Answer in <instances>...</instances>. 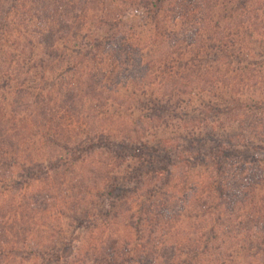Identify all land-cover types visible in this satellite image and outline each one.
<instances>
[{
    "label": "rangeland",
    "instance_id": "1",
    "mask_svg": "<svg viewBox=\"0 0 264 264\" xmlns=\"http://www.w3.org/2000/svg\"><path fill=\"white\" fill-rule=\"evenodd\" d=\"M201 1L181 3L178 9H175V4L162 3L160 6L164 10L155 23L151 19L152 10L138 0H58L56 3L54 0H0V68L6 51L12 52L11 56L7 54L8 60L18 54L13 43L16 34L10 32L4 23L16 20L27 32L34 30L28 33L29 37H40L41 33L36 31L38 18L49 13L47 8L56 5L67 8V11L84 9L79 30L70 41H66L68 48L61 52L67 56L60 62L63 66L69 60L78 59V64H82V73L81 70L79 72L82 74V91H75V96L69 97V85L64 83L59 92L46 97L44 86L50 87L52 81H41L44 74L43 70L39 72L42 62L35 63V68L24 60V68L29 72L20 73L16 80L9 81L15 87L23 80L29 89L26 94L18 96L20 99L17 97V102L23 106L15 105L14 111H34L32 98L35 97L36 101L42 93L45 98L40 97L37 101L47 103L42 117L48 119L49 126H57L62 135L76 138L83 136L87 129L93 133L115 135L126 130L134 133L139 129L141 136H145L144 140L160 150L152 167L163 173L158 179L162 183L161 190L177 193L162 194L157 198L178 196L180 199L184 194L192 197L196 191L202 193L203 186L199 187L196 181L197 187L195 181L189 179L194 174H200L204 184L208 183L210 175L221 178L220 173L214 174V168L210 167L214 164L211 158L219 154L218 147L227 145L224 141L231 137L230 154L220 158L225 163L221 169L226 173V198L253 201L264 209V151H253L243 145L248 142L252 146V141L257 138L254 145L264 147V0H208V7H203ZM242 1L246 2L244 8ZM226 6H234L231 18L224 12ZM68 13L70 19L72 12ZM45 19L43 17L41 22L45 23ZM67 24L65 35L69 37L71 28L70 23ZM47 25L45 28L49 27V22ZM22 39L26 41L24 37ZM232 40L237 41L235 45ZM243 40L247 47L244 51L240 47ZM79 43L81 52L75 57L72 51ZM195 44L199 45L198 48ZM38 47L34 53H38V59L45 60L47 71H52L56 63L52 54ZM196 52L201 59L196 58ZM59 55L60 51L55 54ZM3 69L7 70V66ZM1 70L0 79H7ZM57 72L54 70V75ZM62 74L69 78L71 75L64 71ZM150 97L154 104L148 102ZM232 105H236V111H231ZM33 116L40 122V113L35 112ZM36 128L34 125L33 132ZM222 137L227 139L221 144L218 139ZM192 141L198 146L191 147ZM39 145L35 143V147ZM42 147L41 150L45 148L44 153L57 148L53 143ZM145 153L147 157L153 151ZM240 154L243 155L242 160ZM205 155H208L207 161L199 162L198 158ZM100 157L101 154L95 152L82 162L86 182L88 171L96 164L92 160ZM262 158L258 163L257 160ZM118 161L124 164L121 169L128 166L131 172L133 167L145 172L148 166L135 159L126 162L120 157ZM162 169L169 171V175ZM62 173L55 183L67 190V195L74 197L69 201L79 199V189L83 185L81 171ZM123 175L118 173L117 176ZM134 175L137 178L127 186L131 191L118 198L122 200L120 204L126 195L131 202L133 191L144 182L142 176ZM63 181H66L64 186ZM35 189L38 192L41 187L36 186ZM209 192L219 193L218 188L212 185L205 195L208 196ZM41 196L37 199L39 204L44 202V194ZM105 198L103 196L101 200L105 201ZM55 201L63 200L58 198ZM83 231L87 230L81 228L78 233ZM64 249V255L71 253V249Z\"/></svg>",
    "mask_w": 264,
    "mask_h": 264
},
{
    "label": "trees",
    "instance_id": "2",
    "mask_svg": "<svg viewBox=\"0 0 264 264\" xmlns=\"http://www.w3.org/2000/svg\"><path fill=\"white\" fill-rule=\"evenodd\" d=\"M138 1L152 10L151 19L156 23L164 10L160 4H175V9H178L181 3L194 0ZM207 3L208 0H203L200 4L206 7ZM241 6L244 8L246 2L242 1ZM49 8L46 9L49 13L43 16L49 21L45 19L43 23V17L38 18L36 31L41 33L40 37H29L34 30L27 32L26 28H20L16 20L4 23L10 32L16 34L13 43L18 54L8 60L7 54L12 52L6 51L5 65L0 68L2 75L7 77L0 79V264H264V209L253 201L233 200L230 196L226 198V173L221 169L225 163L220 158L230 154L228 147L232 144L231 137L229 141H224L227 145L221 143L227 138L218 139L222 144L218 147L219 154L211 158L214 164L210 167L214 168V174L220 173L221 178L210 175L206 181L208 183L204 184L200 174H194L189 179L195 181L194 184L197 181L199 187L203 186L202 193L196 191L192 197L184 194L180 199L178 196L157 198L162 194L177 193L161 190L162 183L158 179L163 173L152 167L160 150L149 145L139 129L134 133L126 130L115 135L93 133L87 129L83 136L72 138L59 133L57 126H49L48 119L42 117L47 103L37 102L39 98L59 92L64 83L69 85V97H74L75 91H82V64H78V59L69 60L63 66L60 62L67 56L61 50L68 48L66 41L77 33L80 17L84 16L81 13L84 9L76 12L75 9L67 11V8L56 5ZM68 12H72L73 21L67 17ZM224 12L231 18L235 12L234 6H226ZM48 22L49 27L45 28ZM67 22L71 28L69 37L65 35ZM22 37L26 39L25 42ZM41 42V49L52 54L56 62L52 71H47L45 60L38 59V53H34ZM236 42L232 40L234 45ZM245 44V40L240 44L243 51L247 48ZM195 46L198 48L199 45ZM81 47L80 43L74 47L73 56L79 55ZM58 51L60 55L57 57L55 54ZM195 56L202 58L198 52ZM24 60L31 62V67L35 68V63L42 62L39 72L43 70L44 74L40 79L44 83L51 79L52 83L50 87L44 86L45 95L40 93L36 101L35 97L32 98L34 111L26 109L17 113L14 111L15 105L23 106L20 101L17 102V97L24 92L26 94L29 89L23 80L15 87L9 81L16 80L20 73L29 72L24 68ZM4 66H7L5 71ZM54 70L58 71L55 75ZM63 71L71 74L70 78L62 74ZM47 72L48 76L45 75ZM149 99L151 104L153 100L151 97ZM231 111H236V105H232ZM35 112L40 113V122L39 118H33ZM34 125L37 128L33 132ZM133 134L137 135L133 137ZM254 141L252 146L248 142L243 145L253 151H264V147L254 145ZM35 143L40 145L35 147ZM48 143L55 144L57 148L44 153L42 146ZM190 145L195 148L198 143L192 141ZM129 149L130 152H125ZM150 150L153 151L152 155L146 157L145 152ZM95 152L102 157L92 160L96 164L88 171L89 179L86 182L83 175L85 166L81 164ZM207 156L198 158L199 162L205 163ZM120 157L125 158L126 162L132 159L142 161L148 164L147 169L145 172L134 167L131 172L128 166L121 169L124 164L118 161ZM239 158L242 160L243 155L240 154ZM262 160L258 159L257 162ZM76 169L81 171L83 185L79 189V199L69 201L74 197L67 195L63 187L59 188L55 180L60 179L62 172H75ZM162 170L167 174L169 172ZM118 173L124 175L119 178ZM135 173L142 176L144 182L133 191L131 202L126 195L120 204L122 200L118 198L131 191L127 190V186L137 178ZM65 183L63 181V186ZM210 184L218 188V195L211 192L205 195ZM36 186H40L41 190L37 192ZM191 186L194 189L193 184ZM42 193L44 202L39 204L37 199L42 197ZM232 195L236 196L235 193ZM103 196L106 197L105 201L101 200ZM58 198L63 201H55ZM81 228L87 231L78 233ZM65 247L69 251L71 249L70 254L64 255Z\"/></svg>",
    "mask_w": 264,
    "mask_h": 264
}]
</instances>
